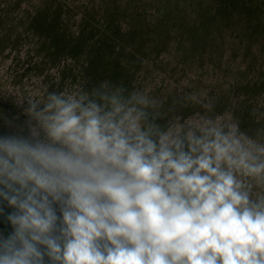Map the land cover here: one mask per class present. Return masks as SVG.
I'll return each mask as SVG.
<instances>
[{"label": "clouds", "instance_id": "9594fccd", "mask_svg": "<svg viewBox=\"0 0 264 264\" xmlns=\"http://www.w3.org/2000/svg\"><path fill=\"white\" fill-rule=\"evenodd\" d=\"M14 97L0 264H264V128L206 93L184 115L107 80Z\"/></svg>", "mask_w": 264, "mask_h": 264}, {"label": "trees", "instance_id": "16d2710c", "mask_svg": "<svg viewBox=\"0 0 264 264\" xmlns=\"http://www.w3.org/2000/svg\"><path fill=\"white\" fill-rule=\"evenodd\" d=\"M94 10L91 14L87 10L82 12L83 15H81L77 23L78 36L74 37L70 32L67 34L65 31L66 36L64 35L63 39H61L60 29L57 30L55 27L51 35L44 41L42 47L32 52L34 54L29 53L27 58L18 59L14 64L0 68V75L5 77V80L0 82V86L5 85L3 91L0 92V116L13 119L11 114L5 112V105L7 110L9 108L14 115V118L18 117L15 123L23 124L24 122L22 120L23 112L21 114L20 112L17 113L13 108L18 105L16 104L14 93L8 90L9 86H13L14 91L19 90L22 92L31 91L33 85L36 90L40 91L45 89L48 91H60L74 85H80L90 90L102 81L107 80L113 84H122L129 90L141 89V85L147 83L146 76L141 75L144 72L142 69L143 60L147 59L144 51L146 48L147 52L148 45L145 46V42H148L147 44L151 46L152 67L158 68L154 74H151V81L154 82L156 80L155 86L160 85L157 92L162 91L165 87V78L169 80L173 77L171 74L176 72L177 66L173 70L166 61L169 62L174 59L177 61V65L178 62H185L179 59L180 53L185 51H194V64L198 68H201V65L208 61L205 52L198 54L193 47H186L188 41L186 39L188 38L187 30H195L196 37L200 38L198 42L204 44L206 49L209 48L210 55H214V49H217V51L223 49V44L220 41L221 37L209 36V33H207L209 31L207 18L201 20L200 16L192 15L187 22H179L172 19L170 21L172 14L168 15L169 11H167L166 15H162L163 17L161 15L152 17L151 23L133 20L130 22L127 17H117V12H115V15L108 14L106 18H103L102 15L99 16ZM106 10L108 12L109 9ZM76 11H79V7L71 4L66 9L67 15L71 19L72 14ZM196 12L199 11L197 10ZM178 18L182 20L181 17ZM120 20L125 21L126 25L129 26V29L124 33H121ZM61 21L68 28L65 30L69 31L68 20L63 18ZM186 24L190 27H187ZM186 27L188 28L187 30H185ZM226 28L229 30L230 26L226 25ZM240 34L242 36L250 34L253 38H256V41H263L264 43V26L257 25L254 31L251 29L248 32H240ZM196 37L193 36L192 39L196 41ZM173 48H175V53L177 54L174 57L171 56ZM187 55L190 56L189 54ZM198 58H202L201 61H197L196 59ZM2 63L3 58L0 55V64ZM139 63L140 66L138 67ZM186 64H188V61H186ZM197 67L195 74L199 75V78L204 79L201 74L206 71L198 72ZM111 69L114 71V78L109 73ZM181 71L183 74L185 73L183 70ZM144 75L147 74L144 72ZM259 76L253 81L251 77L249 80L246 79L244 86L249 85V88H254L260 85L264 88V79ZM201 79L199 82L202 81ZM157 80L161 82L159 83ZM181 80L182 82H176L180 86L177 88H182L183 91L188 90L190 93L193 92V86L186 88L184 78H181ZM137 82L141 84L137 85ZM235 85L236 83H226V81L222 82L212 79L211 86L207 87L205 93L207 94V99L214 103L215 108H219L221 103L235 104L238 107L234 109L235 116L241 122L242 128H245L243 127L244 124L254 123L260 117H264V110L259 109V106L264 108V89L248 90L244 87H235ZM136 86L139 88H136ZM25 93L27 95V92ZM176 96H172V98L167 96V98H162L161 101L168 104V107L170 104L177 105L181 103L186 110L191 111L199 108V105L192 104L188 100L189 96H185L184 100L180 98L181 95ZM170 99L172 102L169 104ZM9 100L11 101L10 105L7 104ZM184 115H187V113H184ZM24 118L26 119L25 116ZM6 130L4 120L0 119V132Z\"/></svg>", "mask_w": 264, "mask_h": 264}, {"label": "rangeland", "instance_id": "374dc122", "mask_svg": "<svg viewBox=\"0 0 264 264\" xmlns=\"http://www.w3.org/2000/svg\"><path fill=\"white\" fill-rule=\"evenodd\" d=\"M36 1L37 0H23L24 3L28 4L35 3ZM75 2L76 3L74 4L79 6L78 13L86 12L87 10L91 14V12L95 9L94 11L97 12L99 16L102 15L103 18H106L108 14L115 15V12H117V17H127L128 21L130 22L133 20L136 22L147 21L151 23L152 17L160 15L163 17L162 15H166L167 11H169L168 15L172 14L170 21L172 19L179 22H187V20H190L192 15L200 16L201 20L207 18V25L209 24V31H207V33H209V36L213 35L217 38L221 37L220 41L223 44V49H219L218 51L217 49H214V55H210L209 48L206 49L204 44L198 42L200 38L196 37V34L194 33L195 30H187V27L190 26L186 24L187 27L185 30H187L186 34L188 37L186 38L188 39L186 47H193V49H195L198 54L205 52V54H207L208 61L203 63L201 68H198L194 64V51H185L180 53L179 59L185 62H178V65L177 61L173 58V60L169 62L166 61L171 69L174 70L175 66H177V68L176 72L171 74V76H173L172 78L169 80L165 78V87L159 92H157V89L160 85L156 87V80L154 82L151 81V74H154L158 68L152 67L153 61L151 62V46L147 44L148 42H145V46L148 45L147 52L146 48L144 51L147 59H144L145 61L143 60L144 65L142 69L147 75H144V72H142L141 75L146 76L147 83H143V85H141V89H148L150 94L159 100L165 97L167 98V96L172 98V96L176 95H181L180 98L184 100L185 96H189L191 93H205L207 91V87L211 86L212 79L215 81H226V83H236L235 87H244L248 90L264 89L260 85L255 86L254 88H249V85L244 86L246 84L244 81L246 79L249 80L250 77L252 78V81L256 79L258 75H260L259 77H261V79H264V43L263 41H256V38H253L250 34H246L244 36L240 34V32H248L251 29L254 31L257 25L261 27L264 26V0H124L123 2L120 0H113L111 2L107 0H75ZM105 5L110 7L108 12L105 8ZM40 6H42V4ZM197 10L199 12H196ZM26 11H28L27 8H25V12ZM178 17H181L182 20H180ZM10 19L14 20L13 23L18 25V28L25 27L22 18H15V16L8 17V20L5 18H0V41L5 37H8L10 33L9 31L14 29V26L11 27L12 23ZM53 25H55V23ZM124 25L125 26L121 30V33H124L129 29V26L126 25V23ZM226 25L230 26L229 30H227ZM67 26L70 28L69 24H67ZM59 32L60 38L63 39L65 34L61 30ZM224 34H226V36H224ZM76 36L78 35H74V37ZM193 36L196 37V41L192 39ZM171 52L170 53L172 57L177 55L175 53V48H173ZM201 59L202 58H198L196 60L201 61ZM186 61H188V64H186ZM139 66L140 63L138 67ZM196 67L197 70H199L198 72H202L203 70L206 71L204 74H201L204 79L199 78V75L195 74ZM181 70H183L185 73L183 74ZM109 73L111 77L114 78L113 69H111ZM181 78H184L186 88L193 86V92L190 93L188 90L183 91L182 88H177L180 86H178L176 82H182V80L180 81ZM200 79L202 80L201 82H199ZM4 80L5 77L0 75V82ZM157 81L159 83L161 82L160 80ZM3 83L6 84L5 82ZM140 84V82H137V85ZM4 87L5 85L0 86V92L3 91ZM9 87L10 88L8 90L12 91L14 94L24 93V95H26L25 92H27V94L29 92H22L19 90L14 91L13 86ZM136 88L139 87L136 86ZM32 90H36L34 85L31 88V91ZM171 102L172 101L170 99L169 104ZM7 104L10 105L11 101L9 100ZM24 106L26 107V104ZM236 107L237 106L235 104L232 105L231 103H221L219 108H215V111L223 112L225 110H231L234 113V109ZM13 108L17 111V113L20 112L21 114L23 112V107L21 106ZM163 108L167 112L182 114L187 113V115L193 111L199 110V108L191 111L186 110V108L181 103L177 105L170 104L169 107L168 104L163 103ZM259 109L264 110V108L261 106H259ZM4 110L5 112L11 114V116L14 118V115L10 112L9 108L7 110L5 105ZM22 116V120H25V115ZM243 127H245L244 129L250 133H254L257 129L264 128V117H260L258 121H255L254 123L244 124ZM2 226L3 225H0V227Z\"/></svg>", "mask_w": 264, "mask_h": 264}, {"label": "water", "instance_id": "95a60500", "mask_svg": "<svg viewBox=\"0 0 264 264\" xmlns=\"http://www.w3.org/2000/svg\"><path fill=\"white\" fill-rule=\"evenodd\" d=\"M74 3H76L75 0H37L32 4L24 3L23 0H0V18L8 20V17L15 16V18H22L25 24V27L18 28V25L13 23L14 20L10 19L11 27L14 26V29L9 31V36L5 37L0 44V55L3 58L0 68L14 64L18 59H25L29 53L42 47L56 26L65 36L66 32L67 34L70 32L72 36L78 35L77 23L83 14L76 11L71 19L66 12L69 4L78 6ZM25 8L28 11L25 12ZM105 8L110 7L105 5ZM63 18L68 20L69 31L65 30L68 28L61 21ZM54 23L56 26L53 25ZM120 23L123 29L125 22L120 20Z\"/></svg>", "mask_w": 264, "mask_h": 264}]
</instances>
